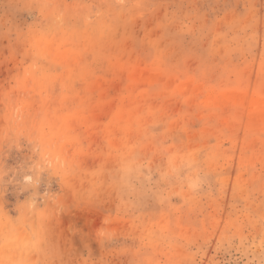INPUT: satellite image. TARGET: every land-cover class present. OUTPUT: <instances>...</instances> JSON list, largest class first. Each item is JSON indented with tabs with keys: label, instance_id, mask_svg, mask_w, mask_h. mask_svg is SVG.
Wrapping results in <instances>:
<instances>
[{
	"label": "rangeland",
	"instance_id": "1",
	"mask_svg": "<svg viewBox=\"0 0 264 264\" xmlns=\"http://www.w3.org/2000/svg\"><path fill=\"white\" fill-rule=\"evenodd\" d=\"M0 264H264V0H0Z\"/></svg>",
	"mask_w": 264,
	"mask_h": 264
}]
</instances>
